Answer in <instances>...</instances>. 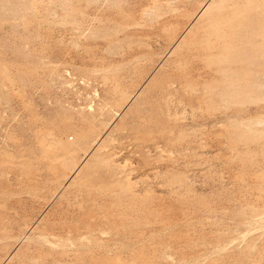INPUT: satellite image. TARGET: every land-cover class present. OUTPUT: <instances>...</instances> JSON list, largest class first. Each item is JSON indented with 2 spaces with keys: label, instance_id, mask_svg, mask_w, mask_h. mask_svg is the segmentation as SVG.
Segmentation results:
<instances>
[{
  "label": "rangeland",
  "instance_id": "obj_1",
  "mask_svg": "<svg viewBox=\"0 0 264 264\" xmlns=\"http://www.w3.org/2000/svg\"><path fill=\"white\" fill-rule=\"evenodd\" d=\"M208 1L0 0V264H264V192L223 160L195 42Z\"/></svg>",
  "mask_w": 264,
  "mask_h": 264
},
{
  "label": "bare ground",
  "instance_id": "obj_2",
  "mask_svg": "<svg viewBox=\"0 0 264 264\" xmlns=\"http://www.w3.org/2000/svg\"><path fill=\"white\" fill-rule=\"evenodd\" d=\"M215 2L200 8L198 18L203 21L195 42L214 66L211 94L224 107L223 160L238 169V187L252 185L264 192V0H218L213 8ZM86 134L80 131L77 140H84ZM93 143L95 154L103 142L95 138ZM57 145L67 151L72 148L67 142ZM98 160L107 175L113 173L109 155ZM81 163L74 173L86 162Z\"/></svg>",
  "mask_w": 264,
  "mask_h": 264
}]
</instances>
